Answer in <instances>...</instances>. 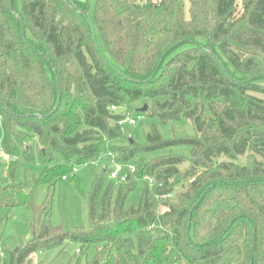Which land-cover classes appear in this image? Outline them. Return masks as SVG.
I'll return each mask as SVG.
<instances>
[{"label": "trees", "instance_id": "obj_1", "mask_svg": "<svg viewBox=\"0 0 264 264\" xmlns=\"http://www.w3.org/2000/svg\"><path fill=\"white\" fill-rule=\"evenodd\" d=\"M189 3L187 18L184 0H97L91 15L81 0H0V210L34 218L10 264L69 243L93 246L90 264H161L170 250L183 264H264V0ZM140 100L196 137L127 140L119 163L136 172L96 176L89 228L52 226L35 192L122 140L116 111ZM176 146L191 157L139 158ZM35 156L41 177L17 184Z\"/></svg>", "mask_w": 264, "mask_h": 264}, {"label": "rangeland", "instance_id": "obj_2", "mask_svg": "<svg viewBox=\"0 0 264 264\" xmlns=\"http://www.w3.org/2000/svg\"><path fill=\"white\" fill-rule=\"evenodd\" d=\"M81 1H87L89 3L91 15L97 0ZM138 1L140 3H146L147 0ZM184 3L186 16L189 18V0H184ZM256 96L264 98V96ZM151 103V101L140 100L131 104L130 107L118 109L116 111L117 113L123 115L126 119L131 118L136 121V125L125 124L123 127V139L108 144L109 150L102 154L96 162L78 167L76 173L60 181L55 187L50 189L47 186H43L35 192L34 203L37 207L49 205L52 226H63L66 230L89 228L88 196L92 191L96 176L104 169L110 171L114 168L113 162L119 163L121 161L120 157H122V154L118 150H128L129 144L127 140L130 137L139 146H145L147 144V137L153 133L154 128L159 132L162 139L166 141L196 137V130L190 121L181 120L162 124L156 118L150 117L147 114L148 111L146 113L139 111L145 105L149 109ZM2 137L3 130L0 118V182L4 183L6 176L5 167L9 161L5 159L2 151ZM191 151L192 149L189 146H176L144 154L143 156H139V158L147 162L171 155L189 159L191 157ZM35 157L36 162L34 164H27L24 161L18 163L16 169L17 184H32L41 177L43 167L38 161V156ZM187 167L185 165L182 167V170ZM136 180L139 179L136 178ZM177 191L180 192V190ZM171 200H174V197ZM165 210V208L161 209V211ZM33 219L32 212L26 208L14 209L12 211L6 209L0 210V264H10V252L31 240L30 224H32ZM95 255L96 249L93 246L82 249L78 244L69 243L63 247L32 255L28 264H90ZM161 264L183 263L178 260L176 252L170 250Z\"/></svg>", "mask_w": 264, "mask_h": 264}, {"label": "built area", "instance_id": "obj_3", "mask_svg": "<svg viewBox=\"0 0 264 264\" xmlns=\"http://www.w3.org/2000/svg\"><path fill=\"white\" fill-rule=\"evenodd\" d=\"M113 111H116L115 108L112 109ZM129 123L130 125H136V121L131 118H125L124 120H121L118 124L121 127H124L125 124ZM6 160H8L7 157H5ZM114 168L110 170V179L114 182H118L122 174L128 170L131 174H134L136 172V167L133 165H122L120 163L113 162ZM74 172H77V169L74 170ZM146 180L150 183L151 187L154 185L153 180L149 177H146Z\"/></svg>", "mask_w": 264, "mask_h": 264}, {"label": "water", "instance_id": "obj_4", "mask_svg": "<svg viewBox=\"0 0 264 264\" xmlns=\"http://www.w3.org/2000/svg\"><path fill=\"white\" fill-rule=\"evenodd\" d=\"M87 21H88V23L90 24V27L91 28H93L92 27V25H91V22H90V20L87 18ZM93 30V29H92ZM141 113H146L147 111H148V106L147 105H145L141 110H139ZM129 141H130V144H133L134 142H133V140H132V138L130 137L129 138ZM126 181V177H124L123 178V182H125Z\"/></svg>", "mask_w": 264, "mask_h": 264}]
</instances>
